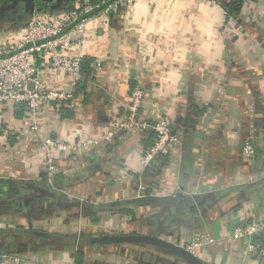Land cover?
<instances>
[{
  "label": "crops",
  "instance_id": "0c3cea01",
  "mask_svg": "<svg viewBox=\"0 0 264 264\" xmlns=\"http://www.w3.org/2000/svg\"><path fill=\"white\" fill-rule=\"evenodd\" d=\"M119 1L0 0V45L21 44L34 17L94 6L80 17H92L82 43L71 37L68 51L84 58L75 109L44 107L38 134L23 107L0 112V181L19 190L0 199V264H185L154 247L86 242L104 234L164 237L206 264H264L233 237L264 218V0H242L237 19L224 17L229 0ZM41 80L54 90L70 81L49 63ZM137 87L153 119H172V152L141 173L155 135L123 131L59 156L49 181L43 141L105 137ZM249 141L260 153H244ZM163 196L185 205L134 202ZM257 242L264 247V237Z\"/></svg>",
  "mask_w": 264,
  "mask_h": 264
},
{
  "label": "built area",
  "instance_id": "2783aa9c",
  "mask_svg": "<svg viewBox=\"0 0 264 264\" xmlns=\"http://www.w3.org/2000/svg\"><path fill=\"white\" fill-rule=\"evenodd\" d=\"M139 1L155 2L156 0H120L119 2L132 6ZM114 5L102 9L99 13H108ZM93 9L94 6L88 5L83 10L69 11L58 17L48 15L34 17L26 26L21 44L0 45V112L23 106L30 134L40 132L39 113L44 107L54 105L61 109H75L77 87L84 75V58L69 55L68 51L72 46L71 37H75L79 44L82 43L85 25L92 17L82 19L80 17ZM224 17L229 18L227 11ZM46 63H49L52 69L69 76L68 89H47L42 84L41 74ZM130 94L131 103L127 108V115L123 119L120 117L114 119L111 123L112 129L105 137L94 139L81 135L76 141L71 142L52 138L43 141L44 165L49 181L55 177L59 156L80 148L111 142L123 131L140 129L152 131L155 135L153 146L140 160L141 173L153 161L166 157L172 152V147L179 141L172 119L165 116L153 119V111L143 106L145 93L141 88L132 89ZM244 153L248 156L255 153L251 141L246 143ZM141 189L143 193L149 190L145 187ZM263 234L264 218H259L255 223L237 227L233 237L247 241L246 254L258 252L264 257V247L257 242ZM203 242L212 241L206 238L201 239L200 243ZM15 264H19V260L16 259Z\"/></svg>",
  "mask_w": 264,
  "mask_h": 264
},
{
  "label": "water",
  "instance_id": "95a60500",
  "mask_svg": "<svg viewBox=\"0 0 264 264\" xmlns=\"http://www.w3.org/2000/svg\"><path fill=\"white\" fill-rule=\"evenodd\" d=\"M223 7L227 9V5L223 4ZM31 88L33 85L31 84ZM20 185L25 189H36L37 186L34 183H29L27 185H23L22 182H19ZM16 184L6 181H0V199H5L6 197H10L11 195L19 194V190L15 188ZM13 186V188H12ZM15 186V187H14ZM7 190V193H5ZM197 199V197H195ZM135 203H154L161 205H168L174 207H184L185 200L176 198L173 196H163V197H149L144 199H137L134 201ZM34 235L41 237L52 239L56 241H62V238L55 237L50 234L36 232ZM87 243L101 246H120V245H141L148 246L160 249L166 252L169 255H172L177 260L184 262L185 264H206L201 261L195 254L190 252L185 247L176 245L175 243L169 241L164 237H159L156 235H136V234H125V235H112V234H104L99 236L90 237L86 240Z\"/></svg>",
  "mask_w": 264,
  "mask_h": 264
},
{
  "label": "trees",
  "instance_id": "16d2710c",
  "mask_svg": "<svg viewBox=\"0 0 264 264\" xmlns=\"http://www.w3.org/2000/svg\"><path fill=\"white\" fill-rule=\"evenodd\" d=\"M106 8L105 6L101 7L100 9H104ZM242 8H243V2L242 0H229L228 4H227V13H228V17L231 19V18H239L240 14H241V11H242ZM84 17V16H82ZM84 64V62H83ZM82 81V80H81ZM80 84V83H79ZM79 87V85H78ZM78 87H77V90H78ZM77 92V91H76ZM23 107V106H22ZM24 108V107H23ZM255 150L257 153H260V149L258 147V143H257V146L255 147ZM264 237V234L259 238V239H262Z\"/></svg>",
  "mask_w": 264,
  "mask_h": 264
}]
</instances>
